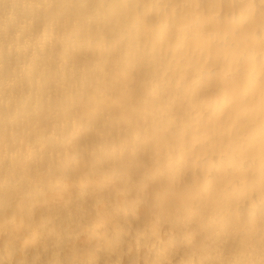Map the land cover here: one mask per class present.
<instances>
[{"label":"clouds","instance_id":"9594fccd","mask_svg":"<svg viewBox=\"0 0 264 264\" xmlns=\"http://www.w3.org/2000/svg\"><path fill=\"white\" fill-rule=\"evenodd\" d=\"M35 6L23 40L0 37V264H255L229 251L246 227L228 214L241 177L189 143L187 89L173 84L193 59L220 92L235 90L226 69L250 55L264 77V0H130L136 42L106 54L69 23L98 11L94 0ZM165 56L174 67L162 78ZM189 173L215 222L188 220L199 211Z\"/></svg>","mask_w":264,"mask_h":264},{"label":"bare ground","instance_id":"6f19581e","mask_svg":"<svg viewBox=\"0 0 264 264\" xmlns=\"http://www.w3.org/2000/svg\"><path fill=\"white\" fill-rule=\"evenodd\" d=\"M98 11L74 15L69 23L76 29V38L90 44L98 54L114 52L133 46L136 42V26L133 19L122 10L130 0H94ZM109 4L115 10H109ZM36 0H11L0 12V37L14 40L20 34L21 40L27 35L30 24L38 15ZM258 50V37L256 38ZM183 79L176 78L173 87L187 89L188 99L178 105L185 123L187 139L196 149L208 152L211 163L230 162L242 180V194L237 195L228 209L229 217L235 223L246 227L233 232L229 251L231 258L240 261L264 260V229L260 224L262 207V175H264V108L261 103V86L264 82L258 57L248 56L246 63L233 64L229 71L237 81L235 90L227 93L214 88H205L207 69L201 70L193 59ZM167 56L159 61L162 78L171 75ZM219 67V63L217 65ZM217 69H213L216 71ZM189 204L198 212L189 211L187 218L202 222L219 217L216 210L203 204L202 177L189 173L186 177ZM142 255V253H141ZM132 256H135L133 251ZM34 258L29 254L26 259ZM129 257H125L127 260Z\"/></svg>","mask_w":264,"mask_h":264}]
</instances>
